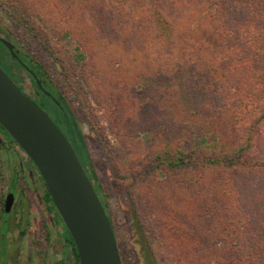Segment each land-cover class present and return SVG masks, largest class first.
Listing matches in <instances>:
<instances>
[{
    "label": "trees",
    "instance_id": "16d2710c",
    "mask_svg": "<svg viewBox=\"0 0 264 264\" xmlns=\"http://www.w3.org/2000/svg\"><path fill=\"white\" fill-rule=\"evenodd\" d=\"M0 10L58 61L92 126L96 105L105 119L122 107L128 120L117 128L121 145H140L147 133L157 140L148 174L127 191L148 264H264V0H0ZM0 33L12 41L1 26ZM60 34L74 40L82 61L69 57ZM0 67L51 111L113 228L83 133L57 83L29 53L18 50L16 58L1 41ZM75 73L92 82L89 110ZM152 100L160 119L144 110ZM209 134L215 149L182 146ZM150 216L178 232L162 236L157 250Z\"/></svg>",
    "mask_w": 264,
    "mask_h": 264
},
{
    "label": "rangeland",
    "instance_id": "374dc122",
    "mask_svg": "<svg viewBox=\"0 0 264 264\" xmlns=\"http://www.w3.org/2000/svg\"><path fill=\"white\" fill-rule=\"evenodd\" d=\"M0 26L11 36L12 41L4 37L5 39L12 42L19 51L24 50L33 59L43 64L71 106L76 122L83 133L98 182L104 194L107 211L113 223L121 264H148L146 247L137 243L138 238L131 220L127 191L133 183L148 174L150 165L147 163V158L153 152L157 140L147 133L141 136L142 143L140 145L139 143L133 145L131 142L121 145L117 128L122 121L128 120V118L122 117V107L116 109L110 118L105 119L103 110H99L96 105V116L92 119L97 121L96 125L92 126L86 110L74 99L72 86L63 81L58 61L47 50L39 46L35 39L19 24L8 19L1 10ZM0 36L3 37L1 33ZM59 40L61 41L60 45L63 44L66 47L69 57L74 62L84 59L85 55L80 54L74 40L62 34L59 35ZM74 78L75 80L78 78L76 73ZM77 81L85 97L87 109L89 110L88 105L95 107V101L91 95V80L78 78ZM32 98H35V102L39 103V98ZM109 108L113 109L114 106L110 104ZM158 108L159 105L153 100L146 107L144 106L147 113L153 112L160 119L161 113ZM140 112L143 113L142 110ZM47 113L52 118L54 117L51 111L48 110ZM182 146L185 149L192 147L199 149L200 147L201 152L215 149L217 147L216 136L209 134L203 138L197 137L194 138L193 144L184 143ZM25 157L24 152L14 142H10L4 133H0V212H2L4 195L8 191L12 174L16 176L18 185L24 184L18 193L13 211L10 209L13 214L8 217V226L5 223L0 226L1 233H5V237L0 239L1 249L5 243V255L4 253L0 255V264H61L67 250L65 246L60 250L56 248V241L57 238L62 239L64 234L60 230L56 232L57 226L53 223L55 217L52 218L42 199L44 191L42 184L38 185V180L36 177L33 179V176L27 177L29 183H25L26 178L23 179L20 176L21 174L27 176L28 167L32 166L30 162H26ZM19 161L26 163L21 167L24 171L18 167ZM33 180L36 183H33ZM160 218L162 217H149L152 245L156 250L162 236L167 239L178 233L170 226L164 225ZM58 224L63 226L61 221ZM168 245L165 244L166 247ZM210 264L216 263L211 262Z\"/></svg>",
    "mask_w": 264,
    "mask_h": 264
},
{
    "label": "water",
    "instance_id": "95a60500",
    "mask_svg": "<svg viewBox=\"0 0 264 264\" xmlns=\"http://www.w3.org/2000/svg\"><path fill=\"white\" fill-rule=\"evenodd\" d=\"M0 41L17 58L14 44L1 36ZM36 83L50 95L39 80ZM0 125L37 168L75 244L79 264H121L110 219L70 141L1 67ZM12 200L13 195L8 193L6 212Z\"/></svg>",
    "mask_w": 264,
    "mask_h": 264
},
{
    "label": "flooded vegetation",
    "instance_id": "af4514ba",
    "mask_svg": "<svg viewBox=\"0 0 264 264\" xmlns=\"http://www.w3.org/2000/svg\"><path fill=\"white\" fill-rule=\"evenodd\" d=\"M49 116H50V115H49ZM0 133H3V132L0 131ZM9 140H10V139H9ZM10 142H12V141L10 140ZM15 151H16V150H15ZM16 153H17V152H16ZM24 154H25V153H24ZM17 155H18V153H17ZM25 158H26V162H30V164H31L32 166H31V167H28V173H27V176L22 175V174H21L20 176H21L23 179L26 178L25 183H29L28 180H27V177H32V176H33V179H35V177H36V179L38 180V185H41V184H42V186L44 187V191L42 192V199H43V201H44V204H45V206H46V209H47L48 212L52 215V218L55 217V222L53 221V223H55V225L57 226L56 232H58L57 230H60V232H61L62 234H64V236H63L62 239L57 238V241H56V243H57V244H56V248H59V250H60L63 246H65V248H66V250H67V252H66V256H65V259H64V261H62L61 264H64L65 261H68L69 264H74V263H75V253H74V248H73V246H72V244H71V242H70V240H69V237H68V235H67V233H66L64 227L58 224V223H59V220H58L57 217H56L57 215H56L55 211H54V210L52 209V207H51L52 204H51L49 201H47V199H46V196H45V195H46V191H48L47 188H46V185H45V183L43 182V180H42V178H41V176H40V174H39L37 168L34 166V164L32 163V161H31L27 156H26ZM25 164H26V163H21V162L19 161V165H18V167L21 169V167H23ZM21 171H24V169H21ZM32 171L35 172V173H33ZM38 178H39V179H38ZM16 180H17V179H16V176L12 174V178H11L10 183H9V185H8V191H7L6 194L4 195L3 205H2V212H0V213H1V214H0V215H1V223H0V226L2 225L3 220L5 221V225L8 226V222H7L8 217H9L11 214H13L12 211H13V208H14L15 204L17 203L16 201H17L18 193L22 190V188H23V186H24V184H23V185H18V183H17ZM13 181H14V185L12 186ZM33 183H36L35 180H33ZM35 185H36V184H35ZM8 193H11V194L13 195V200H12V204H11L9 210L6 212L5 209H4V203H5L6 196H7ZM50 207H51V209L53 210V212H52V210L50 209ZM10 209H12L11 212H10ZM55 209H56V208H55ZM4 215H6V218L3 219V216H4ZM62 225H63V223H62ZM5 231H6V230H5ZM47 234H48V233H47ZM3 236L5 237V233L2 234L1 231H0V239L3 238ZM71 239H72V238H71ZM72 241H73V240H72ZM5 242H6V241H5ZM73 243H74V242H73ZM4 245H5V243H4ZM4 245H3V248H2V249H1V247H0V251L2 250L3 253H4V255H5V252H4ZM74 247H75V244H74ZM75 250H76V247H75ZM76 252H77V250H76ZM0 255H1V254H0ZM77 255H78V254H77ZM78 264H79V259H78Z\"/></svg>",
    "mask_w": 264,
    "mask_h": 264
}]
</instances>
